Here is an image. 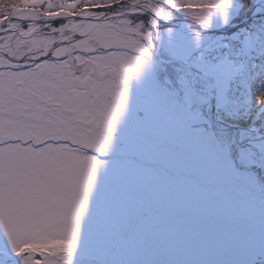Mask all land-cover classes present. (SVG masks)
I'll use <instances>...</instances> for the list:
<instances>
[{
  "label": "snow or ice",
  "instance_id": "1",
  "mask_svg": "<svg viewBox=\"0 0 264 264\" xmlns=\"http://www.w3.org/2000/svg\"><path fill=\"white\" fill-rule=\"evenodd\" d=\"M0 264H264V0H0Z\"/></svg>",
  "mask_w": 264,
  "mask_h": 264
}]
</instances>
